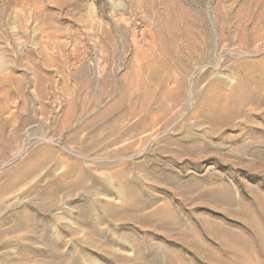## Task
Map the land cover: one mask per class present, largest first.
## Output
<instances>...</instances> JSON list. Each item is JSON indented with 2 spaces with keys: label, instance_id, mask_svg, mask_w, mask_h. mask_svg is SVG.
Returning a JSON list of instances; mask_svg holds the SVG:
<instances>
[{
  "label": "rangeland",
  "instance_id": "rangeland-1",
  "mask_svg": "<svg viewBox=\"0 0 264 264\" xmlns=\"http://www.w3.org/2000/svg\"><path fill=\"white\" fill-rule=\"evenodd\" d=\"M218 56L221 68L215 67ZM241 61L264 63V0H0V264H49L43 230L22 224L26 217L47 223L61 215L66 219L59 225L75 227L65 215L76 214L73 206L45 213L47 199L31 191L49 182L46 176L56 164L57 177L66 172L68 159L111 182L124 168L112 161L145 147L148 116L163 115L158 102L173 105L168 89L193 76L185 97L191 90L194 105L210 103L221 91L206 95L209 84ZM199 74H206L201 84ZM185 97L169 114L172 128L156 133L159 141L130 160L126 171L130 179L142 180L141 200L159 201L142 211L140 225L161 256L155 264H261L264 143L252 141L247 127L213 130L203 118H192ZM242 109L234 125H247L257 112V125L264 128V106L248 103ZM103 113L108 115L98 124ZM197 124L199 133H210L201 138L208 149L175 160L176 146L164 140ZM109 137L119 142L107 148ZM125 148V155H112ZM37 151L43 168L14 187L16 171ZM211 188H221L225 200L211 198ZM165 206L166 215L160 214ZM115 220L134 224L132 216ZM100 228L111 235L107 224ZM86 231L78 237L85 238Z\"/></svg>",
  "mask_w": 264,
  "mask_h": 264
},
{
  "label": "bare ground",
  "instance_id": "bare-ground-1",
  "mask_svg": "<svg viewBox=\"0 0 264 264\" xmlns=\"http://www.w3.org/2000/svg\"><path fill=\"white\" fill-rule=\"evenodd\" d=\"M259 51L261 50L256 48V52L258 53ZM176 52L178 51L176 50ZM230 54L240 57L244 56L243 54H235L233 52H230ZM231 60L234 59L231 58ZM244 61H241L236 65H232L233 67H231L230 65V67L226 66L227 68L225 67V71L221 74L223 75V77L220 78L218 76V79L209 84V91L206 92V95H210L212 90L215 89L221 91V93L213 98L210 103L206 102L194 105L193 93L191 90L187 93L188 97H185V87L187 86L186 84L188 81L190 84L194 82L193 80L195 79V77L193 76H190L187 82L185 81V79H183L186 77H183L179 79L174 88L172 87L168 90L166 89L167 91L165 92V94L170 99V103H173V105L169 106L167 100H160L158 104L160 106V110L163 111V115L155 114L154 116L151 114L148 116L147 123L145 122V130H151V133L149 132V136L145 137L142 140L143 142H145V147L143 149L134 151L129 155H125V153L129 150L128 148H125L115 154H112H124L125 156H115L116 159L112 161L120 165L123 164L124 168L121 166L123 169L113 174V180H111V182L109 179H101L96 177V175L88 170L85 166L82 167L75 161L68 162L67 159L66 161L63 160L64 163H67V167L64 166V168L66 169V172L64 174L59 177L55 175L56 170H58L56 164L55 168H51L52 170H49L48 174L46 173V177L49 180L47 184L42 186L37 185L31 188V191L37 194L38 197L47 199L46 206H49L48 211L44 210L45 206L43 208L38 207L40 209L42 208L43 212L45 213H50L51 211L60 209L59 207L61 204L63 206L71 205L73 206L74 210L76 209V214H74V212L65 213V215H70L67 217H70V219H72L70 221H72L75 227L59 225L58 220L66 219V217L64 216L61 217V215H52L50 218V222L47 223L37 222L36 219H33L32 217H26L23 219L22 224L25 223L27 225L30 224L38 226L41 227V230H43V237L46 242L45 250L43 253L49 259V264H155V262L160 259L161 256L153 247L154 240H152V238L150 239L149 237H146L147 234L144 235L142 230H140V227L142 226V224H144L145 221L144 218L142 219L143 216L141 217V213H143L145 209L155 204L158 199H153L152 197H147L148 199L145 200L140 199L139 190L140 188H143V182L138 178L134 177L133 179H130L128 177V173L126 172L129 166L128 162L130 160L132 161L133 158L145 153L148 147L151 146V144L154 143L157 138H159L155 135L156 133L166 132L170 128H172V126L174 125V120L169 117V114L171 111H173V107H176V105L181 102L184 97L187 98L185 109L192 108V118H203L212 126L213 130H217V126L219 125L227 126V128L232 130H243L245 129L244 127H247L251 132L249 136L252 141L260 139L261 142L264 143V128L260 129L255 119V115H259V113L252 112L249 115V118L246 117L248 122L247 125L240 124L239 126H236L233 124L234 119L238 117V114L241 110H243L242 108H244L246 104L251 103L253 104V106H264V63H247ZM222 66V58L218 56L215 67L221 68ZM183 70L186 69L184 68ZM159 73H161V71ZM203 75H200L199 79L197 77L198 84H201L202 82L200 83V80H203V78L206 76V74ZM107 113H103L96 119V121H98V124L100 123V121L105 120L104 118H106V115H108ZM261 119L262 121L264 120V111L262 112ZM137 124L138 123H136L129 130L135 129L137 127ZM114 127H111L109 129V132L115 135L116 130ZM200 127V124H197L196 127L190 125L184 126L185 130L180 134L179 137L170 136L164 140L167 144L176 146L177 152L172 153V157L175 160L178 161L180 160V157L183 156H193L197 149H208L209 145L203 142L201 138H208L210 133H206L205 131L204 133H199ZM145 130L143 129V131ZM146 134L148 133H145V136ZM112 137L113 136H111V138ZM239 137L240 136H238L237 138H232L229 141H238ZM111 138L107 139L110 140V142L106 144V147L115 145L117 142H119L117 140H111ZM37 152L38 153H36L34 159L29 160L16 171L15 174L17 181L13 185L14 187L16 184L21 183L20 181H22V179H27L30 176H34V174H36L40 169L43 168V160L41 158L42 155L40 154L41 151ZM244 152H247V150L244 149ZM161 153H164V151L161 150ZM46 155L48 156V154ZM55 158L59 159L57 157ZM86 160L95 162L97 164L106 161L104 159L98 158H86ZM60 166L63 165H59V167ZM111 166L116 167L119 165ZM170 182L173 184V182L175 183V180H171ZM181 189L182 187L177 186V191H180ZM219 192H221V188H211L208 192V195L211 198H214V200L220 199L224 201L225 199L219 195ZM61 193H63L65 196H63V199L59 200L58 196ZM169 194L170 192H167V196L164 195V198L166 200L168 199ZM117 199L120 200V202L122 201L121 206H118L114 202V200L117 201ZM167 209L168 208L166 206L162 207V209L159 210V213L165 214ZM119 216H132L134 224L130 225L129 223L127 224V222H123V225H118V223L116 224L117 221L115 219ZM153 216H150L149 219H151V217ZM169 221L171 220L169 219ZM105 224H107L108 228L110 229L109 232H111V235L109 236L105 235V233L100 228V226ZM86 230L89 232V235H84L85 238L83 239L78 237L81 232H84ZM68 236L70 239L67 241L65 238H67ZM192 246L188 245L185 247V249H187L188 251L193 250L191 249ZM259 246L261 258L260 260L262 262L261 264H264V242L262 243L260 241ZM122 252H125L126 254L122 255ZM145 259H148V262H146ZM221 264L227 263L222 261Z\"/></svg>",
  "mask_w": 264,
  "mask_h": 264
}]
</instances>
